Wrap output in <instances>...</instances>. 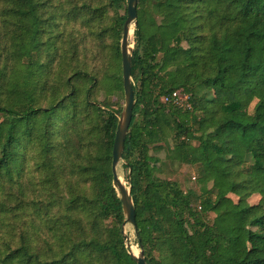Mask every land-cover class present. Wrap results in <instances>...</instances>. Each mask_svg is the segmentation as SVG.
<instances>
[{
  "label": "trees",
  "instance_id": "trees-1",
  "mask_svg": "<svg viewBox=\"0 0 264 264\" xmlns=\"http://www.w3.org/2000/svg\"><path fill=\"white\" fill-rule=\"evenodd\" d=\"M127 2L0 0V264H137L113 187L120 111L92 102L97 79L52 35L81 19L115 39L123 92ZM132 80L122 161L146 262L264 264V0H138ZM165 145L199 191L157 174Z\"/></svg>",
  "mask_w": 264,
  "mask_h": 264
},
{
  "label": "rangeland",
  "instance_id": "rangeland-1",
  "mask_svg": "<svg viewBox=\"0 0 264 264\" xmlns=\"http://www.w3.org/2000/svg\"><path fill=\"white\" fill-rule=\"evenodd\" d=\"M112 15L113 14L111 12L108 13L109 24L111 22ZM81 21V19H78L77 22L72 21L69 23L63 21L57 31H52L53 37L56 38V48L58 50V48H62V46H64V49L69 51L73 49L76 52V61L79 62V68L92 74L97 79L96 87L91 93L92 102L101 107L104 103L111 105L113 109L120 111V119L125 105L124 89L123 92H121L119 89H116L115 91L108 83L110 77L113 76V71L115 70V63L113 62L114 59L112 56L113 52L111 49V43L113 44L115 39H112L111 36L107 35L103 36V38L98 41L97 37H94L91 34H98L97 30L80 24ZM132 28L135 29L134 25H132ZM80 33L81 35H79ZM130 46L134 48V35L130 40ZM46 55H48V52ZM47 60V58L43 57V61ZM74 65L77 64L75 63ZM69 73L70 71L64 72V77H67ZM54 76L57 77L58 73L56 72ZM43 106L46 107V104L43 103ZM252 108L253 106H251L250 111H252ZM58 127L59 125L56 126V128ZM166 147L167 145H165V147L159 151H151V154L159 159V161L155 164L157 174L164 179L179 183L184 191L189 189H195L199 191L202 187V184L198 182L199 174L197 168L186 163L181 164L177 161L170 160L168 158L169 154L166 151ZM31 155H28L27 159L30 160V165L32 166L34 164L32 162ZM117 174L119 177H122L123 182L129 188V171L124 168L123 161L118 165ZM230 197L234 201H237V197L234 195H231ZM259 200V196H254L250 200V204H257ZM212 216L213 215H211V217ZM124 232L130 245L133 248L135 246L137 251L140 252V249L137 245L134 227L130 224H127L124 227Z\"/></svg>",
  "mask_w": 264,
  "mask_h": 264
},
{
  "label": "water",
  "instance_id": "water-1",
  "mask_svg": "<svg viewBox=\"0 0 264 264\" xmlns=\"http://www.w3.org/2000/svg\"><path fill=\"white\" fill-rule=\"evenodd\" d=\"M137 3L138 0H128L127 2V18L123 26V33L121 39V57H122V79L123 89L125 94V105L122 115L119 119L116 136L112 152V172H113V187L118 193L122 203L123 212L125 215V222L122 227V234L125 238V244L129 250L130 255L137 264H148L145 259L144 251L140 248V252L135 255L133 247L130 245L124 227L130 224L134 227L136 232V210L133 203L130 187V172L128 178L129 188L124 182L120 180L117 174L118 165L122 162V156L125 149V141L129 132V128L133 119V110L135 107V96L132 80V54L134 48L130 46V40L134 35V28L137 26Z\"/></svg>",
  "mask_w": 264,
  "mask_h": 264
},
{
  "label": "built area",
  "instance_id": "built-area-1",
  "mask_svg": "<svg viewBox=\"0 0 264 264\" xmlns=\"http://www.w3.org/2000/svg\"><path fill=\"white\" fill-rule=\"evenodd\" d=\"M164 102H172L179 107H188L189 96L187 94H180L179 92H174L171 96L165 97Z\"/></svg>",
  "mask_w": 264,
  "mask_h": 264
},
{
  "label": "bare ground",
  "instance_id": "bare-ground-1",
  "mask_svg": "<svg viewBox=\"0 0 264 264\" xmlns=\"http://www.w3.org/2000/svg\"><path fill=\"white\" fill-rule=\"evenodd\" d=\"M120 180L123 182V179H122V177H120ZM126 185V184H125ZM133 252H134V254L135 255H137L139 252L137 251V248H135V246H134V248H133Z\"/></svg>",
  "mask_w": 264,
  "mask_h": 264
}]
</instances>
